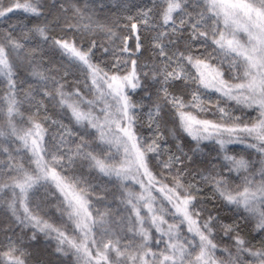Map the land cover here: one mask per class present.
Listing matches in <instances>:
<instances>
[{"label": "snow or ice", "instance_id": "6c2138e0", "mask_svg": "<svg viewBox=\"0 0 264 264\" xmlns=\"http://www.w3.org/2000/svg\"><path fill=\"white\" fill-rule=\"evenodd\" d=\"M0 264H264V0H0Z\"/></svg>", "mask_w": 264, "mask_h": 264}]
</instances>
